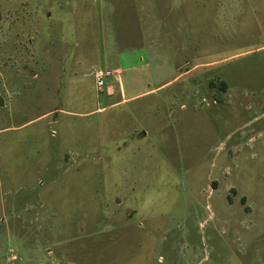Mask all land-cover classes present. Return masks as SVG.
<instances>
[{"label": "rangeland", "instance_id": "obj_1", "mask_svg": "<svg viewBox=\"0 0 264 264\" xmlns=\"http://www.w3.org/2000/svg\"><path fill=\"white\" fill-rule=\"evenodd\" d=\"M95 64L163 86L86 119L138 126L133 198L31 173L81 134ZM0 97V129L27 127L0 132V264H264V0H0Z\"/></svg>", "mask_w": 264, "mask_h": 264}, {"label": "crops", "instance_id": "obj_2", "mask_svg": "<svg viewBox=\"0 0 264 264\" xmlns=\"http://www.w3.org/2000/svg\"><path fill=\"white\" fill-rule=\"evenodd\" d=\"M94 68L100 67L97 66V64L92 65L91 69L87 72V75H89L93 81L94 78L91 72ZM119 72V76L110 80L113 87L109 89L103 91L98 90L94 81L95 91L97 93L96 107L94 110L82 113H72V111H70V116L81 119L78 123H83V130L82 132L78 130L79 132L77 134L81 133L79 136L74 137L73 135L69 137L68 141L70 140V144L73 145L69 153L52 149V147H43V149L40 150L37 146L36 159L37 162L41 160V164H37L31 173L43 176L48 185L52 184L54 187L59 185L60 188H66L67 191H74L75 188H82L85 201H87V198L89 201L91 200L90 202H92V200L97 202L98 199L101 201L106 197L105 194L101 193V190L106 187H112L113 191H118L120 188L121 190L130 191V187L128 189L126 188L129 183H132L131 197H134L136 190V187L134 188L136 184L133 178L134 173L132 174V170L129 172V168H127L128 165L125 164H129L130 160H134V145L138 144L140 141L138 126L133 125V119L129 120V122L125 121L127 123L125 125L123 122L119 128L120 134L117 135L118 132L113 134L108 142L105 143L103 140H100L102 131L95 129L99 127V125L86 121V119L92 116L102 115L108 108H112L113 106H127L136 99L155 93L157 90L163 88V86L150 91L143 90L141 92H131L128 94L121 79L123 70L121 69ZM101 93H105L106 96H100ZM107 100L112 103L103 105ZM56 113L58 115L66 114L59 108L52 113L42 115L41 118L46 119ZM57 123L56 120H52L50 124L56 125ZM23 128H1L0 132H2L1 135L13 134L23 131ZM62 144L65 145V143ZM48 159L50 162L47 161ZM124 176H127V178L125 179ZM93 186L96 190H93ZM45 193V202H61L57 191L51 192L50 199H48V192ZM110 198L115 202H124L125 196L115 193L110 196Z\"/></svg>", "mask_w": 264, "mask_h": 264}, {"label": "built area", "instance_id": "obj_3", "mask_svg": "<svg viewBox=\"0 0 264 264\" xmlns=\"http://www.w3.org/2000/svg\"><path fill=\"white\" fill-rule=\"evenodd\" d=\"M91 75L94 78L97 89L103 91L105 89L113 87V84H111L110 80L115 79L117 76H119L120 72L119 70L94 68L91 72Z\"/></svg>", "mask_w": 264, "mask_h": 264}, {"label": "water", "instance_id": "obj_4", "mask_svg": "<svg viewBox=\"0 0 264 264\" xmlns=\"http://www.w3.org/2000/svg\"><path fill=\"white\" fill-rule=\"evenodd\" d=\"M5 106L4 99L0 97V108H3Z\"/></svg>", "mask_w": 264, "mask_h": 264}, {"label": "trees", "instance_id": "obj_5", "mask_svg": "<svg viewBox=\"0 0 264 264\" xmlns=\"http://www.w3.org/2000/svg\"><path fill=\"white\" fill-rule=\"evenodd\" d=\"M190 69L186 70L185 73L189 72ZM223 87L226 88V83H222ZM211 86H215V83H211Z\"/></svg>", "mask_w": 264, "mask_h": 264}]
</instances>
